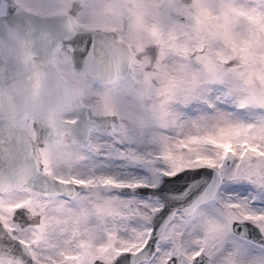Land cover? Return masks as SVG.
<instances>
[{
	"label": "snow or ice",
	"instance_id": "obj_1",
	"mask_svg": "<svg viewBox=\"0 0 264 264\" xmlns=\"http://www.w3.org/2000/svg\"><path fill=\"white\" fill-rule=\"evenodd\" d=\"M36 14L61 33L14 57L35 87L22 142L0 117V264H264V0Z\"/></svg>",
	"mask_w": 264,
	"mask_h": 264
},
{
	"label": "flooded vegetation",
	"instance_id": "obj_2",
	"mask_svg": "<svg viewBox=\"0 0 264 264\" xmlns=\"http://www.w3.org/2000/svg\"><path fill=\"white\" fill-rule=\"evenodd\" d=\"M5 2L0 1V13L5 14ZM16 37L5 36V30L0 29V68L8 67L10 71L4 73L6 77V86L8 91L11 94V99L7 95L0 96V117L3 118L4 126L11 128L13 140L22 142L26 130L22 125H19L15 122L14 117L17 111L21 110L25 103H28L32 99V94L34 90V85H30L26 82L24 75V66L23 64L17 62L14 57L17 55H23V48H13V42ZM6 44V46H5ZM47 46L43 44L42 48L30 49L31 53L39 60L44 57L47 53ZM11 54V56H9ZM5 58H8L9 63L5 65ZM46 87H41L40 91L42 95L45 94ZM50 89V94L52 89ZM48 91V87H47ZM31 122V121H30Z\"/></svg>",
	"mask_w": 264,
	"mask_h": 264
},
{
	"label": "water",
	"instance_id": "obj_3",
	"mask_svg": "<svg viewBox=\"0 0 264 264\" xmlns=\"http://www.w3.org/2000/svg\"><path fill=\"white\" fill-rule=\"evenodd\" d=\"M1 1V0H0ZM5 2V14L0 13V29L5 30V36H13V48H23L27 44L30 49L42 48L43 44L48 49V40L58 39L61 33L58 20L45 19L36 14V11L21 6L15 0H3ZM89 39V43H90ZM126 42V41H125ZM127 43V42H126ZM6 46V44H5ZM76 83V82H74ZM50 94V89H45ZM210 182L211 177L200 179V184Z\"/></svg>",
	"mask_w": 264,
	"mask_h": 264
},
{
	"label": "rangeland",
	"instance_id": "obj_4",
	"mask_svg": "<svg viewBox=\"0 0 264 264\" xmlns=\"http://www.w3.org/2000/svg\"><path fill=\"white\" fill-rule=\"evenodd\" d=\"M21 6L33 10L38 11L44 9L50 3V0H15ZM61 4H66L71 8L73 15L82 20L86 24H101L104 23L107 19H109V10L110 6L115 4L117 0H58ZM128 7H131V0H124ZM156 0H145L146 5H153ZM184 3H187V0H184ZM123 15L127 19L128 11L127 9L123 10ZM145 22L149 19V17H144ZM125 31L123 33V39L127 43H134L132 38L128 35L127 32V24L124 25ZM261 56H264V52L260 53ZM67 71L71 72V68L68 67ZM77 86H82V82L75 81ZM257 86H260V82L257 81ZM95 104V101L92 102Z\"/></svg>",
	"mask_w": 264,
	"mask_h": 264
}]
</instances>
